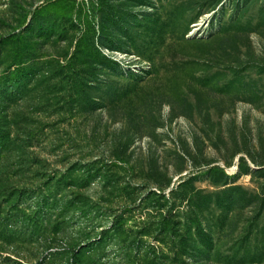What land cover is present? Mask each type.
Masks as SVG:
<instances>
[{"label": "rangeland", "instance_id": "obj_1", "mask_svg": "<svg viewBox=\"0 0 264 264\" xmlns=\"http://www.w3.org/2000/svg\"><path fill=\"white\" fill-rule=\"evenodd\" d=\"M42 195L44 264H264V0H0V264Z\"/></svg>", "mask_w": 264, "mask_h": 264}, {"label": "trees", "instance_id": "obj_2", "mask_svg": "<svg viewBox=\"0 0 264 264\" xmlns=\"http://www.w3.org/2000/svg\"><path fill=\"white\" fill-rule=\"evenodd\" d=\"M37 11V10H36ZM49 201L53 202V203H57V200H56V196H53L51 199L49 197H45L44 195H42L40 197V206H39V211L41 210L42 211V214H43V217L45 218L46 216V219L44 220V223L42 224V229H41V234L42 236L44 237L43 238V243L45 244V248L48 250L50 248H52V250L48 251L47 255L43 256L41 260L35 262L34 264H44V257L45 258H49V257H52V256H55V255H58V254H64L65 252H63V250L60 252V251H56V247H53L52 244H51V241L52 239H48L46 238L45 235H47L51 230V223L53 222L51 217L53 216L52 212H50L46 206H49ZM60 207H58L57 209H53V210H59ZM55 217V216H54ZM50 230V231H49ZM54 231H51L50 233H52ZM81 247V246H80ZM79 247V248H80ZM55 250H54V249ZM79 250H75L74 252L71 253V257H67L70 258V260H65V263L64 264H81V261H79L77 259V256L79 255ZM27 264V263H26Z\"/></svg>", "mask_w": 264, "mask_h": 264}]
</instances>
